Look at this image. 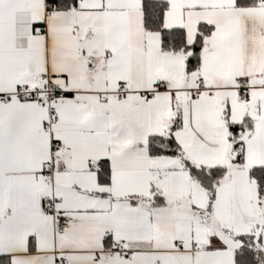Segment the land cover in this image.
<instances>
[{
  "label": "snow or ice",
  "instance_id": "obj_1",
  "mask_svg": "<svg viewBox=\"0 0 264 264\" xmlns=\"http://www.w3.org/2000/svg\"><path fill=\"white\" fill-rule=\"evenodd\" d=\"M0 264H264V0H0Z\"/></svg>",
  "mask_w": 264,
  "mask_h": 264
}]
</instances>
